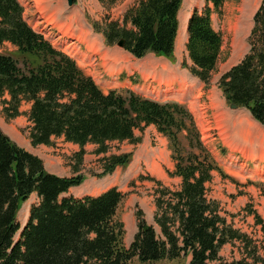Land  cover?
<instances>
[{"label": "trees", "instance_id": "1", "mask_svg": "<svg viewBox=\"0 0 264 264\" xmlns=\"http://www.w3.org/2000/svg\"><path fill=\"white\" fill-rule=\"evenodd\" d=\"M111 8L116 0H101ZM203 12L195 9L188 24L189 71L208 84L223 55L224 36L213 26L212 13H221L226 0H205ZM183 0H138L123 19L109 18L101 29L106 43L124 40V48L138 58L149 52L175 60L179 11ZM20 0H0V96L7 120L22 114L23 102L31 122L33 145H50L53 138L80 145L75 152V174L61 176L47 171L44 160L20 146L0 126V264H128L138 256L142 262L176 258L191 253L189 264H212L222 260V247L234 241L244 243L249 253L252 238L229 222L221 203L208 195L207 183L221 167L202 139L190 109L178 102H159L133 91L105 92L67 54L56 49L36 31L24 16ZM249 36L250 51L225 72L219 86L230 94L229 103L249 109L264 125V0L254 15ZM10 43L14 50H2ZM154 124L169 140L175 170L182 179L177 189L148 176L159 187L156 192L157 235L144 211L138 210L137 226L130 247L124 244L125 222L117 211L125 193L117 187L83 198L61 197L85 180L80 173L85 145L97 144L96 154H106L110 142H142L141 132ZM186 141V144L184 143ZM132 152L103 156L99 177L127 166ZM33 193L40 201L31 206L29 219L21 228L18 214ZM256 223L264 218L253 208ZM258 246L249 255L261 261ZM263 259V258H262ZM222 264V263H221ZM237 264H252L238 261Z\"/></svg>", "mask_w": 264, "mask_h": 264}, {"label": "rangeland", "instance_id": "2", "mask_svg": "<svg viewBox=\"0 0 264 264\" xmlns=\"http://www.w3.org/2000/svg\"><path fill=\"white\" fill-rule=\"evenodd\" d=\"M20 1L25 8V18L34 28L37 30L40 29L42 32L44 31L48 34L47 37L51 40L54 39L56 35L60 34L59 30H64L68 34H74L82 30V32H88L90 30L95 32L94 22H97L98 26L103 29L106 22L109 21V18L113 20L123 19L128 7L138 2V0H116L111 4L113 6L108 8L103 6L101 0H75V4L72 6L68 4L67 0ZM242 1L243 0H226L222 13H212L213 25L224 35L223 55L208 83L209 86L203 87L199 96L194 97L196 105H193V109H191L193 113L195 112L197 114H194V116L202 132L203 139L213 148L216 159L218 163L221 164L220 171L214 172V184L218 185V187L212 186L208 188V192L212 195L218 194L219 197L222 195L215 192V190L225 194V197L217 199L221 203L224 214L227 216L229 222H232L236 228L247 233L252 238V242L249 243V253L244 243L241 241L227 243L220 251L222 260L212 261V264H237L238 261L245 260V258L246 261L252 264H264V232L262 230V225L257 224L254 215L249 212V207H251L264 218V181L258 179V177L263 176L262 164L264 165V159H262L263 161L259 160V163L252 161L246 163L243 159L244 164L241 165L230 163L231 154L227 147L226 128L224 127L222 115L217 109L218 99L214 98L217 95L214 96L215 92L213 89L209 92V89L216 85L221 89L218 83L221 75L234 65L240 63L251 49L249 36L254 26V14L260 3L258 0L252 11L243 14L241 11L245 10L251 1L244 0L243 5ZM205 6V0H185L182 8V15L184 16V14L193 10V8L203 12ZM241 18L242 20H240ZM236 36H238V38ZM116 45H118V43H115L113 46ZM180 48L183 50L186 48L184 41L181 42L180 40ZM7 49L14 50L9 43L2 47V50ZM185 52V50L180 51L179 54L181 57H184V60L190 65L192 62L190 58L188 59V57H186ZM181 66L184 69H188L186 66H183V64H181ZM222 91H219L220 99L225 102V105L228 107L230 103L227 101L225 93ZM4 98H9V96H0V124L10 132L11 138L19 145L27 144L31 139L30 130L32 124L27 115V112L31 108V104L26 101L23 102L21 106L22 114L14 119L7 120L3 113L2 100ZM200 104L204 106H202L203 110H201ZM213 111L215 112V117L212 114ZM235 111L236 110H233L232 112ZM137 131L139 134L141 133L139 130ZM154 142L155 140L153 139V143ZM184 143L186 144L185 140ZM109 146L110 151L108 153L97 158L88 157L87 163L92 165L85 167V171L87 170V172L80 171V173L84 175L88 173L87 175L89 177L96 176V174L103 171V156H109L113 153L122 154L125 152H132L133 156L131 157L130 164L121 166L122 175L120 187L122 191L125 192V197L117 211L118 217L125 222L126 226L124 244L126 247H130L138 231L136 213L140 209L144 211L147 222L154 225L156 228L157 235L163 237L161 229L155 221L157 213L156 199L158 197L156 190L159 185L152 179H149L148 176H151V173H149L147 165L142 162L144 160L142 159L140 161L138 157L134 156V145L128 141H113L110 142ZM33 147L42 156L38 153H33L44 159L45 165L49 171L63 176L74 175L75 171L73 168L76 163L75 152L78 149H76L72 143H67L63 137H60L53 138L50 145L40 144ZM96 148H94V150ZM169 158L172 160L171 153ZM157 160L161 161L160 157H157ZM139 162H141V164H139ZM181 182L180 177L178 179H171L170 183L162 181L164 185L171 189L179 188ZM251 188L255 191L251 190ZM248 199L252 202H248ZM261 199H263V215L257 207L255 208V206L260 204ZM36 202H38V198L35 194L31 196L29 201L23 204L19 213L21 226L27 222L29 218V216L27 217L28 207ZM20 235L21 230L15 235V242L20 239ZM254 246H258L257 255L262 256L261 261L258 263H254L253 257L249 255L250 252L254 250ZM190 259L191 253L186 254L183 252L176 258H164L149 262H142L138 256H135L128 264H189Z\"/></svg>", "mask_w": 264, "mask_h": 264}, {"label": "crops", "instance_id": "3", "mask_svg": "<svg viewBox=\"0 0 264 264\" xmlns=\"http://www.w3.org/2000/svg\"><path fill=\"white\" fill-rule=\"evenodd\" d=\"M260 2L261 0H259V3ZM194 9L195 8H193V10ZM193 10L184 14L181 26L182 24L183 26L188 25V20ZM181 16L182 14H180V18ZM183 26L182 30H184ZM185 29L187 30V28ZM82 31H78L76 33L83 36L85 51L82 53L81 58L77 61L88 74L95 78L105 91L114 89L119 92H125L127 90H132L136 93L154 99V97L151 96L152 92L156 90L151 86V84H169L173 87V89L169 92L158 90L157 94L160 97L155 99L159 101L170 100L187 103L188 106L193 109V105H196L194 97L199 96L203 87H206L205 83L181 66L184 61V57L180 56V51L185 50V55L189 59L187 47L184 48V50L180 48V40L181 42L184 41V44L188 41V36L186 37L185 35L186 31H179L176 40L175 63L165 56H158L153 52H149L143 58H137L123 47L118 45L108 46L105 43V37L103 34H99L91 30L88 32ZM236 37L238 38V36ZM94 57L97 59L96 62L94 61ZM212 89L215 92L214 96L217 95L214 97L218 99L217 109L224 120V127L226 128L227 133V147L229 151L240 155L241 158L247 161H253L254 158L263 161L261 158L263 157L264 159V126H261V124L256 120H253L249 112L244 108H239L236 112H232L234 109L231 108V106L227 107L225 105L226 103L220 99L219 91L222 90L217 85L211 87L209 92ZM202 106L203 105H201V110H203ZM194 114L197 115L195 112ZM0 126L10 135V132L3 125L0 124ZM137 134H139L138 131ZM140 134L143 137V141L137 145L132 144L135 146L134 156L138 157L140 161L143 159L144 161L142 162L147 165V169L150 170L151 175L157 179L162 180L165 183H170L171 179H178L179 177H172L167 172V170H174V162L169 158L170 150L168 149L167 138L158 132L155 125L148 126L145 131ZM153 139L155 140L154 143ZM31 144L32 141L30 139L27 144H21V146L42 156L34 149V145L32 144V146ZM72 144L76 149H80L79 144ZM96 147L97 145L92 143L85 146L87 152L84 156V163L82 165L81 172L85 171L86 166L92 165L87 163L88 157L97 158L103 155L94 153L93 150ZM157 157H160L161 161L157 160ZM262 171H264L263 164ZM85 172H87V170ZM87 174L88 173H86V176H88ZM121 175L122 167L118 166L113 174L107 175L103 178L88 176L83 184L72 187L69 192L64 193L63 196L72 194L76 197H82L88 194L97 195L112 186H118L121 189ZM258 178L262 181L264 180V176H260ZM214 180L215 177L210 183H208V188L212 186L218 187V185L214 184ZM251 190L255 191L253 188H251ZM215 192L221 194L222 196L219 197L218 194L212 195L210 192H208V194L214 199H221L225 197L223 192H219L217 190H215ZM35 194L36 193H33L32 195ZM37 198L39 202L40 199L38 196ZM249 201L250 200L248 199V202ZM256 207L263 215V199L260 200V204L255 206V208Z\"/></svg>", "mask_w": 264, "mask_h": 264}, {"label": "bare ground", "instance_id": "4", "mask_svg": "<svg viewBox=\"0 0 264 264\" xmlns=\"http://www.w3.org/2000/svg\"><path fill=\"white\" fill-rule=\"evenodd\" d=\"M243 1H244V0H243ZM243 1H242V5H243ZM250 1H251L250 5H248V6L246 7L245 10H242V11H241L243 14L252 11L253 8L255 7L256 3L258 2V0H250ZM249 9H250V11H249ZM182 26H183V24H182ZM182 26L180 27V28H181L180 32H181V31H186L185 35H186V37H187V36H188V33H187V30L185 29V28H187V27H186L187 25H186V26H185V25L183 26V27H184V30H182V29H183ZM261 126H262V125H261Z\"/></svg>", "mask_w": 264, "mask_h": 264}, {"label": "water", "instance_id": "5", "mask_svg": "<svg viewBox=\"0 0 264 264\" xmlns=\"http://www.w3.org/2000/svg\"><path fill=\"white\" fill-rule=\"evenodd\" d=\"M67 1H68V4H69V5H73L74 2H75V0H67ZM124 44H125V42H124L123 39L120 40V41L118 42V45L121 46V47H124ZM230 98H231V95L228 94V95H227V99H230ZM231 107H233V108H238V105L235 104V103H233V104L231 105Z\"/></svg>", "mask_w": 264, "mask_h": 264}]
</instances>
